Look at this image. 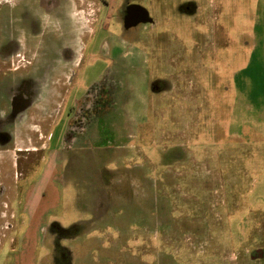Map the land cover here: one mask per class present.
Returning a JSON list of instances; mask_svg holds the SVG:
<instances>
[{
	"label": "rangeland",
	"instance_id": "1",
	"mask_svg": "<svg viewBox=\"0 0 264 264\" xmlns=\"http://www.w3.org/2000/svg\"><path fill=\"white\" fill-rule=\"evenodd\" d=\"M132 4L151 22L125 29ZM25 84L38 108L13 98L11 208L35 264H264V0H0V119ZM87 97L103 135L74 161L63 137Z\"/></svg>",
	"mask_w": 264,
	"mask_h": 264
},
{
	"label": "flooded vegetation",
	"instance_id": "2",
	"mask_svg": "<svg viewBox=\"0 0 264 264\" xmlns=\"http://www.w3.org/2000/svg\"><path fill=\"white\" fill-rule=\"evenodd\" d=\"M48 1L50 2V0H48ZM128 6H126V9H125L124 19L125 18H130V19L131 18H136L135 14H134V11L131 12V13H128V11H127V7ZM129 23H132V21L129 22ZM139 24H146V23H138L137 25H139ZM65 52L67 53V56H68V51H65ZM17 54H19V53H15L14 55H17ZM68 80H69V78H68ZM32 89L36 90V88H33L32 85L29 86V84H25L23 86H20L17 89H13L12 90L13 95H12L11 101H10L12 103V107H11L12 112H11V114L13 116V119L12 120L11 119H7V118H1L0 119V125L2 127H5L4 130H0V137H3L5 139V141H9L10 142L9 145L0 146V228H2L1 221L4 220L5 218H8L7 221L9 223V225H7V226H5L3 228V229H6L8 232H11V229H12V226H13L12 224L14 222V220L12 221V219H14V217H13L14 216V211L11 208L12 201L14 202V201L18 200L19 195H20L19 192H16L15 188L18 185V182L22 179V178L21 179L18 178V172H17V175H16V170L18 171V169H19L18 168V162L16 161V160H18V158H17L18 156H16V155L19 154L20 152H22L23 150L20 149L19 147H16L15 145H13V135L11 133V128L16 123L17 115H18V113L14 111L16 109V108L14 109V104L17 103V104H20L22 107H24V108L20 109L19 111H21V110L22 111H24V110L29 111V110L33 109L34 107H31L30 109L27 108V107H29L28 104H27V101H28L27 97L30 94L29 90H32ZM16 95L18 97H21V99H26V98L27 99L25 100V102L24 101H20V100L19 101L17 100V102H16V100H15V103H14L13 98L16 97ZM82 101H83V104L81 105L80 109L77 112L79 114V117L76 119V122H82L83 123L84 120L86 119V117L88 116V112H92V108H95L96 99L94 97H87L86 99H83ZM16 110L18 111V109H16ZM23 117L26 118V114ZM107 147H108L107 144L103 147V151H104L105 156L108 154V152H107L108 150L106 149ZM42 149H43V151H41V152H44V153L48 152V147L45 146ZM97 149L98 148L93 147L91 149L90 153L88 152L87 154H90V157L92 158V157H94V154L97 153L96 152ZM11 152H13L14 155H12ZM17 152H19V153H17ZM44 153L40 154V164H42V167L39 169V171H37L38 172L37 176L41 177V179H43L44 174L46 173L47 167H48L46 165L48 156L45 155ZM77 154L78 153H76L74 155L71 154V159L75 160V161L79 160V155H77ZM96 162L99 163V161H97L95 159H91V164H96ZM15 165H17L16 169H14ZM5 168H8L9 173L5 172ZM11 170H12V172H11ZM5 176H9L10 180L13 179L14 182L10 181V183L6 184L3 181V178H2V177H5ZM30 176L28 175V173H25V176L23 178V181L27 182L29 185H30V181H28V180H30V179H28V177H30ZM26 192H27L26 193L27 197H25L24 199L28 200L29 193H28L27 189H26ZM5 199L9 200L10 204L8 203L7 206L6 205L2 206V202ZM89 199H90V197H89ZM10 221H12V222H10Z\"/></svg>",
	"mask_w": 264,
	"mask_h": 264
},
{
	"label": "crops",
	"instance_id": "3",
	"mask_svg": "<svg viewBox=\"0 0 264 264\" xmlns=\"http://www.w3.org/2000/svg\"><path fill=\"white\" fill-rule=\"evenodd\" d=\"M82 104H83V101H80L77 105H73V103H72V105H73L72 110L73 111L71 113L74 112V114H72V116H70L68 118L69 119V123H72L73 121L76 122V119L74 118V116L77 115V112L80 109ZM50 107H52V106H50ZM37 108L38 107L36 106L35 108H33V110L36 111ZM60 110H61V108H60ZM95 113H96L95 108H92V112H88V116L86 117V119L83 122V124H84V130L83 131L77 130V132H74L75 128L74 127L70 128V126H69L68 131H66V133L64 134V137H63L64 149L67 152H74V154H76V153L82 151L83 147H82L81 144H78V137H82V136L85 135V136H87L89 138L97 139V138H99V137H101L103 135V134L101 135L99 133V130L97 129V126L100 127L99 123H103L104 117L99 118L97 115H95ZM51 116L53 118V113H51ZM94 122H96L95 133L97 134L96 135L97 137L95 136V138H93V136H91V133H90L91 132L90 130H92L91 128H92V125H93ZM106 138H107V136H106ZM45 146L47 147V144H45ZM71 154H73V153H71ZM57 159H58V161H60V159L62 161V157H60L58 155H57ZM48 164H49V155H48V159H47L46 165L48 166ZM57 166H58V164H57ZM59 168H62V163H60V166L58 167V169ZM47 169H48V167H47ZM29 196L31 197L32 193ZM12 225L13 226H12L11 232H13V236L9 237V241H7L8 243L4 242L5 244L3 243L4 244L3 245V244H1V241H0V260H2V264H4V258H3V254L4 253L3 252L6 249V244H7V249L11 250V252L14 253V256H15V259L12 262V264H35V262H37V260L35 258L36 256L34 257L31 253L34 250V248H38L40 244H38V242H36L37 245L36 244L33 245L31 243V241L29 242V238L26 237L25 235L22 238L21 237H17L19 232H20L19 227H14V222H13ZM45 230H46V232H48L47 229H45ZM37 232H39L40 234L45 233L44 232V228H41V229L37 230ZM39 241H41V249H43L44 247H47V248L50 247L49 243H48L49 241H43L41 235H40ZM3 248H5V249H3Z\"/></svg>",
	"mask_w": 264,
	"mask_h": 264
},
{
	"label": "water",
	"instance_id": "4",
	"mask_svg": "<svg viewBox=\"0 0 264 264\" xmlns=\"http://www.w3.org/2000/svg\"><path fill=\"white\" fill-rule=\"evenodd\" d=\"M127 11H128V13H131V12L134 11V14H135L136 18H131V19L130 18H125L124 19V28L125 29H128L130 27H134L138 23L151 22V18L149 16L148 11L142 6L132 4V5H129L127 7ZM131 21H132V23H129Z\"/></svg>",
	"mask_w": 264,
	"mask_h": 264
}]
</instances>
